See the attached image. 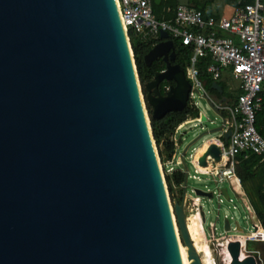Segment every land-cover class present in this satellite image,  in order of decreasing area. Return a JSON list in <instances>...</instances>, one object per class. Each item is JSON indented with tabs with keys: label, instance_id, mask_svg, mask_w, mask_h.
<instances>
[{
	"label": "water",
	"instance_id": "1",
	"mask_svg": "<svg viewBox=\"0 0 264 264\" xmlns=\"http://www.w3.org/2000/svg\"><path fill=\"white\" fill-rule=\"evenodd\" d=\"M159 37L144 57L165 61L146 84L155 118L183 110L191 90L174 41L165 31ZM164 81L173 84L161 92ZM141 94L116 0H0V264H182ZM205 101L222 123L200 126L184 146L183 184L188 150L202 140L198 163L206 166L221 151L203 137L231 134ZM184 196L174 205L178 228L188 260L202 264ZM227 249L230 264H256L239 258V241Z\"/></svg>",
	"mask_w": 264,
	"mask_h": 264
},
{
	"label": "built area",
	"instance_id": "2",
	"mask_svg": "<svg viewBox=\"0 0 264 264\" xmlns=\"http://www.w3.org/2000/svg\"><path fill=\"white\" fill-rule=\"evenodd\" d=\"M152 0H116L121 23L128 33L132 30L139 35L143 41H160V32L168 33L172 40L178 39L181 44L191 49L189 59L184 67L185 77L191 85L188 103L191 107L199 110V116L196 118H187L186 121L197 120L204 127L205 122L214 124L206 113L199 108L198 98H207L211 100L225 119L223 127L224 132L230 131L231 134L227 141L222 139L223 133L218 134L213 141L220 147L221 158L216 161L211 156H207V161H211V167L207 164L202 166L197 159L192 157L191 163L194 166V173L187 170V179L185 185V196H201L196 193L197 186H189V179L210 180L215 182L216 189L202 190L212 192L218 196L220 216L223 198L228 202H234L229 190L235 194V199L239 201L246 215L247 226H241L239 218L230 214L229 218L223 217V223L215 221L212 231L218 234H232L228 238L226 248L230 241H239L241 248L240 259L253 256L256 264L262 263V254L258 249H249V242L264 243V227L256 216L255 210L251 204L245 200L246 196L241 187V180L235 172L237 156L243 154L247 157L249 154L256 155L259 159L253 169H257L264 163V138L258 132L256 127L257 113L262 109L261 91L264 85V0H254L252 3H245L234 8L231 15H207L205 16L199 8L190 5H179L170 19H158L153 11ZM157 41V42H159ZM156 42V43H157ZM154 43V44H156ZM153 44V45H154ZM210 57L211 62L207 66L206 72L214 82L224 80L227 89L233 91L230 77L237 81L235 91H239L236 97L231 100L216 103L211 94L204 86L200 78V69L198 62L203 57ZM170 85L164 86L166 92ZM206 117L205 121L202 117ZM185 122V121H184ZM181 124H185V123ZM179 125L172 140L175 144V151L178 138L183 134L178 133ZM175 154V153H174ZM175 159V160H174ZM180 155L176 158L166 159L161 169H166V174L172 176L177 170L182 169V164L178 163ZM172 163L177 168L172 167ZM184 173V172H183ZM174 186L177 185L175 182ZM227 183V186L224 184ZM226 188L227 197L223 195L222 189ZM188 196V195H187ZM207 197V196H202ZM210 198V197H208ZM233 208V206H232ZM199 211L201 207L199 205ZM234 209H238L234 206ZM205 212V211H204ZM206 214V213H205ZM228 215V214H224ZM234 217L236 219H234ZM228 219L230 228L226 230L224 221ZM245 229V230H244ZM228 251V249H227ZM229 253V252H228ZM230 255V254H229ZM229 263L231 256H229Z\"/></svg>",
	"mask_w": 264,
	"mask_h": 264
},
{
	"label": "trees",
	"instance_id": "3",
	"mask_svg": "<svg viewBox=\"0 0 264 264\" xmlns=\"http://www.w3.org/2000/svg\"><path fill=\"white\" fill-rule=\"evenodd\" d=\"M194 1V6L199 8L200 10H203V8L199 7V4L196 0ZM250 2V1H245ZM245 4V3H243ZM153 7L155 8H170L169 12L172 13V15L169 18H159L158 19H170L174 16V13L178 7V0H162V2L159 5H156L153 2ZM205 16L208 14L202 11ZM219 16V15H216ZM130 45L133 52V57L135 60V65L137 69L138 79L142 86V91L145 97V103L146 108L148 111L149 119H150V126L152 131V136L155 142L160 145V149L162 150L160 152L161 155L166 156L167 159L172 158L175 153V144L172 140V136L175 133L176 128L181 124H186L187 122H190L187 120V118H196L199 116V110L195 107H191L189 103L183 110H173L170 112H167L160 118H155L153 116L152 108L148 103L147 100V90H146V84L152 80L154 74L158 71H162L165 69V61L161 58H158L154 60L151 64H147L145 62V55L149 52V50L152 48L153 44L156 43L158 40L155 41H143L139 35L135 34L132 30H129L128 32ZM174 45L176 48V59L175 63H178L182 66H185L186 61L189 59L191 49L187 46H184L181 44V41L178 39H174ZM211 59L210 57H203L198 62V67L200 69V78L202 79L205 88L213 95H217L218 97H221L220 93H218L213 88L214 81L212 78L207 74L206 69L207 66L210 64ZM218 84L221 85L222 92L226 95H231L232 98H235L237 93L239 91H235L234 94H228L226 92L227 86L226 82L224 80L217 81ZM172 81H164L160 85V91L163 92L165 85H172ZM262 96V109L257 113L256 117V127L258 132L262 135L264 138V85L261 91ZM182 126L184 124H181ZM206 144L203 145L202 150L194 154V159H197V157L202 153L204 147ZM258 157L253 154H249L247 157H245L243 154H240L237 156V164L235 166V172L237 176L241 180V187L243 191L247 192V183H250L252 190L257 196V202L251 201V204L255 210L256 216L260 220L261 225L264 227V163L260 165L257 169H253L254 165L258 162ZM182 164L181 158L179 159V162ZM185 175L181 170H177L173 173V175L170 177H166L167 183L169 187L171 186V182H175L177 185L184 182ZM187 223L191 231L192 229H199V238L206 237L204 233V229L202 227V219L200 215H192L188 216Z\"/></svg>",
	"mask_w": 264,
	"mask_h": 264
},
{
	"label": "rangeland",
	"instance_id": "4",
	"mask_svg": "<svg viewBox=\"0 0 264 264\" xmlns=\"http://www.w3.org/2000/svg\"><path fill=\"white\" fill-rule=\"evenodd\" d=\"M128 40H129V36H128ZM129 42H130V40H129ZM226 79L227 80L230 79L231 86L233 87V91H231L230 89H226V92L228 94H234L236 87H237V81H234L230 77H226ZM139 84H140V90L142 93L141 97H142V101L144 104L145 113L148 116V123L150 124V119H149V115H148V111H147L146 103H145V97H144V94L142 91V86H141L140 81H139ZM197 100H198L199 108L206 113V116L209 117L210 120H214V124H210L207 121L204 123V126H207L208 128L220 126V124L222 123V118L219 117L218 115H216L214 112H212V110L207 106L205 99L198 98ZM204 119H206V118H204ZM200 126H201V122H199L197 120H193V121L187 122L185 125H183L181 128H179L178 133L180 134L183 132V134L181 135L183 142H182V145H180L177 148V151H175L173 158H176V156H179L181 154L184 146L197 135L198 130H200ZM201 129H202V127H201ZM215 135H217V133L207 135V136L203 137V139L206 140V139L212 138ZM153 141H154L156 153H157V156L159 159V164L163 165V163L165 162V160L168 157H167V155L164 156V155L160 154V152L162 151L160 149V145H158L154 139H153ZM199 142H202V140L198 141L195 145H193L191 147V149H189L188 152L184 156L185 162L187 164V169H189L190 173H194L195 168L192 165L191 160H192V157H194V154L196 153L195 149H198V147H199L198 146ZM169 159H172V158H169ZM172 167L177 168V166L173 163H172ZM182 169L184 172L183 164H182ZM161 170H162V174L164 177L165 188H166V192H167V196H168V200H169V204H170V209H171V213H172V219L174 222L177 240H178L179 244L184 245V243L182 241V237L180 235L179 228H178L177 218H176L175 210H174V205H175V203H180L183 200V193L186 191L185 186H182V185H175L174 186V183L171 182V186L169 187L166 177L171 178V176L166 174L165 168H162ZM204 178L205 177H203L201 180H193L190 178L188 180L189 186H197V187L202 188L204 190L216 189V184H215V182L211 181V179H212L211 176H209L210 180H204ZM246 185H247V192L242 190L246 196L245 200L251 203V201H253V199H254V201L257 202V196L254 193V191L252 190L250 183H247ZM224 186H227V183H225ZM229 192H230L231 197L234 198V202H228L225 198H223V203L221 205V210H220V216L218 217V219H217V215L219 212V206H218V196L217 195L214 196L213 198H210V200L208 197H197V196H193V195H192V197L191 196L189 197V194H187L188 196L187 195L184 196V210H185V212H189V213H193V214L195 213L196 215H200V217L202 219V227L204 229V233L206 236L205 241H202L204 239L199 238V229L193 228L192 229L193 230L192 243L194 244V247L197 249L202 247V246H206L208 249H210L209 253L213 259V262H215V264H230L229 263V258H230L229 254L230 253H228L229 251H227L226 244H227L228 238L232 237V234H230V233H226L223 235V233H221L222 230L220 228L218 229L219 233L215 234L214 231H212L213 226L215 225V221L220 226L221 223H223V217L229 218L230 214H232L236 218H239L241 226L246 228V226L248 225L247 219H244L245 218L244 215H246V213L244 212L241 203L235 199V194L233 193V191L231 189L229 190ZM199 205L201 207V211H203V212L205 211L204 215L202 214V212H198L199 211V209H198ZM232 206H233V208H232ZM234 206L237 207L238 209H234ZM224 214H228V215L224 216ZM259 245L262 246V248H264L263 243L259 244Z\"/></svg>",
	"mask_w": 264,
	"mask_h": 264
},
{
	"label": "crops",
	"instance_id": "5",
	"mask_svg": "<svg viewBox=\"0 0 264 264\" xmlns=\"http://www.w3.org/2000/svg\"><path fill=\"white\" fill-rule=\"evenodd\" d=\"M188 1L190 3V6H194L193 0H188ZM196 1L199 4V7L203 8L204 12H206L208 15H214V16H216V15H219V16L220 15H227V16L231 15L236 6L242 5L243 3H246L245 2L246 0H196ZM247 1H250L247 3H252L254 0H247ZM153 2H152V7H153ZM161 2H162V0H161ZM159 4H156V5H159ZM179 5L180 4L178 1V6ZM169 9L170 8H161V9L155 8L154 9V7H153V11H154L155 16H157L159 18H169L172 15V13L169 12ZM198 132H200V130H198ZM216 136L217 135L213 136L211 139H214ZM203 145H204V143L199 145L198 149H195L196 153L202 150ZM252 208H253V206H252ZM192 215H194V214H192ZM192 215H190V216H192ZM234 219H236V218H234ZM259 244H262V243L249 242L247 246L249 249H258L261 251L262 259H263L262 264H264V248H262V246H260Z\"/></svg>",
	"mask_w": 264,
	"mask_h": 264
},
{
	"label": "bare ground",
	"instance_id": "6",
	"mask_svg": "<svg viewBox=\"0 0 264 264\" xmlns=\"http://www.w3.org/2000/svg\"><path fill=\"white\" fill-rule=\"evenodd\" d=\"M207 143V142H206ZM205 144V143H204ZM210 162V161H209ZM210 163H208L209 165ZM210 166V165H209ZM198 197H202V196H198ZM210 200V198H209ZM185 212V210H184ZM193 213H189V212H185V217H186V223H187V218L188 216L192 215ZM195 214V213H194ZM187 228H188V231L190 233V237L192 239V234H193V231L190 230L189 226H188V223H187ZM205 238L206 237H203V238H200V239H204L202 241H205ZM193 240V239H192ZM178 246H179V252H180V258H181V263L182 264H194V261H189L188 260V247L183 245V244H179L178 243ZM197 253L199 254V256L201 257V263L202 264H215V262H213V259L210 255V249H208L206 246H202L200 248H195Z\"/></svg>",
	"mask_w": 264,
	"mask_h": 264
},
{
	"label": "flooded vegetation",
	"instance_id": "7",
	"mask_svg": "<svg viewBox=\"0 0 264 264\" xmlns=\"http://www.w3.org/2000/svg\"><path fill=\"white\" fill-rule=\"evenodd\" d=\"M221 97H225V99L226 100H231V99H233L232 97H231V95L229 96V95H226V94H224L223 92L221 93V95H220ZM210 161V160H209ZM210 164L209 165H211V161L209 162ZM211 167V166H210Z\"/></svg>",
	"mask_w": 264,
	"mask_h": 264
}]
</instances>
